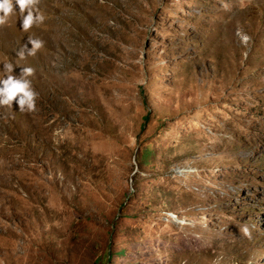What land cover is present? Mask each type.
I'll list each match as a JSON object with an SVG mask.
<instances>
[{
  "label": "rangeland",
  "instance_id": "1",
  "mask_svg": "<svg viewBox=\"0 0 264 264\" xmlns=\"http://www.w3.org/2000/svg\"><path fill=\"white\" fill-rule=\"evenodd\" d=\"M37 7L0 25L38 93L0 106V264H264V0Z\"/></svg>",
  "mask_w": 264,
  "mask_h": 264
},
{
  "label": "clouds",
  "instance_id": "2",
  "mask_svg": "<svg viewBox=\"0 0 264 264\" xmlns=\"http://www.w3.org/2000/svg\"><path fill=\"white\" fill-rule=\"evenodd\" d=\"M37 5L38 0H0V25L5 24L9 16L15 15L17 10L20 14V27L23 31L27 32L34 24H42L45 15ZM42 46L43 42L41 40L29 37L27 43L16 55L21 60L25 59L26 55L35 56ZM33 71L31 67H24L20 70L19 75H13L14 65L8 62L4 63V75H0V106H11L15 101L20 111L31 112L35 110L38 93L34 91L29 80ZM168 215L173 220L178 219L174 213H168ZM178 222L183 224L185 221L179 220ZM243 232L245 235L250 236L247 227L243 228Z\"/></svg>",
  "mask_w": 264,
  "mask_h": 264
}]
</instances>
